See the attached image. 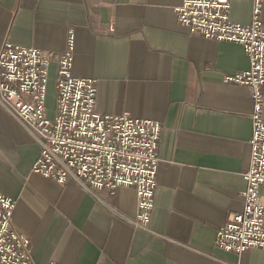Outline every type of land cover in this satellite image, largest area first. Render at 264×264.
I'll list each match as a JSON object with an SVG mask.
<instances>
[{
  "label": "crops",
  "instance_id": "1",
  "mask_svg": "<svg viewBox=\"0 0 264 264\" xmlns=\"http://www.w3.org/2000/svg\"><path fill=\"white\" fill-rule=\"evenodd\" d=\"M180 2L0 0V47L59 56L72 32L71 76L95 80L97 112L160 125L153 210L138 230L132 187L90 194L32 173L38 144L0 107V194L15 203L11 221L34 264H264L260 249L214 245L243 209L252 101L222 77L244 71L247 57L237 43L191 37L176 20ZM251 8L230 0L229 21L248 25ZM259 10L264 23V0Z\"/></svg>",
  "mask_w": 264,
  "mask_h": 264
},
{
  "label": "built area",
  "instance_id": "2",
  "mask_svg": "<svg viewBox=\"0 0 264 264\" xmlns=\"http://www.w3.org/2000/svg\"><path fill=\"white\" fill-rule=\"evenodd\" d=\"M180 1L174 8L176 20L188 28L191 37L237 43L247 57L244 71L222 77V83L245 86L252 101L250 161L240 194L243 209L216 229L214 245L237 255L250 249L264 252V23L259 19L263 0H251L248 25L229 21L230 0ZM73 36L70 32L66 50L59 56L4 41L0 107L38 144L32 173L58 184L71 179L90 194L103 191L113 196L117 188L132 187L136 210L129 222L134 229L147 230L159 163L160 125L127 114L97 112L95 80L71 76ZM52 64L56 66L55 107L49 116L45 102ZM14 204L0 194V264H34L29 241L12 224Z\"/></svg>",
  "mask_w": 264,
  "mask_h": 264
},
{
  "label": "rangeland",
  "instance_id": "3",
  "mask_svg": "<svg viewBox=\"0 0 264 264\" xmlns=\"http://www.w3.org/2000/svg\"><path fill=\"white\" fill-rule=\"evenodd\" d=\"M53 73H50L49 81L47 84V95H46V102L45 106H47V113L49 116H52L54 110V91H53Z\"/></svg>",
  "mask_w": 264,
  "mask_h": 264
}]
</instances>
